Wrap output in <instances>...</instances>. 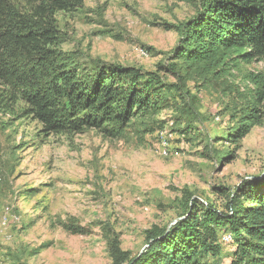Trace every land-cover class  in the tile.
Returning <instances> with one entry per match:
<instances>
[{"label": "rangeland", "instance_id": "rangeland-1", "mask_svg": "<svg viewBox=\"0 0 264 264\" xmlns=\"http://www.w3.org/2000/svg\"><path fill=\"white\" fill-rule=\"evenodd\" d=\"M202 2L83 0L55 15L61 62L84 75L152 72L166 90L154 113H134L114 137L107 126L45 133L0 83V264L138 258L147 233L168 231L192 203L223 212L245 180L264 181V61L237 49L203 56L202 46L197 62L185 59ZM240 125L247 134L229 143Z\"/></svg>", "mask_w": 264, "mask_h": 264}, {"label": "trees", "instance_id": "trees-1", "mask_svg": "<svg viewBox=\"0 0 264 264\" xmlns=\"http://www.w3.org/2000/svg\"><path fill=\"white\" fill-rule=\"evenodd\" d=\"M25 1L19 11L13 0H0V83L4 98L23 101L45 133L107 126L108 137H114L134 113H154L164 102L166 90L155 73L109 66L84 75L59 60L55 15L81 8L83 0ZM202 3L185 31L190 43L184 49L193 52L185 59L195 63L204 55L237 49L245 59L264 61V0ZM201 46L203 53L196 54ZM238 127L228 133L229 143L247 134L243 125ZM226 236L227 256L221 248ZM146 242L149 247L138 258L118 252L114 264H223L224 259L228 264H264V181L245 180L227 198L223 212L192 203L168 231H149Z\"/></svg>", "mask_w": 264, "mask_h": 264}, {"label": "bare ground", "instance_id": "bare-ground-1", "mask_svg": "<svg viewBox=\"0 0 264 264\" xmlns=\"http://www.w3.org/2000/svg\"><path fill=\"white\" fill-rule=\"evenodd\" d=\"M229 241H230V238L228 236H226V237L223 238V242L228 243Z\"/></svg>", "mask_w": 264, "mask_h": 264}]
</instances>
